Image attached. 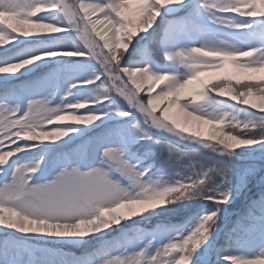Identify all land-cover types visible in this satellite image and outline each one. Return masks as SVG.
<instances>
[{
    "label": "snow or ice",
    "instance_id": "obj_1",
    "mask_svg": "<svg viewBox=\"0 0 264 264\" xmlns=\"http://www.w3.org/2000/svg\"><path fill=\"white\" fill-rule=\"evenodd\" d=\"M0 233V264H264V0H0Z\"/></svg>",
    "mask_w": 264,
    "mask_h": 264
},
{
    "label": "rangeland",
    "instance_id": "obj_2",
    "mask_svg": "<svg viewBox=\"0 0 264 264\" xmlns=\"http://www.w3.org/2000/svg\"><path fill=\"white\" fill-rule=\"evenodd\" d=\"M216 73H206V75H215ZM158 91V90H157ZM240 163V162H238ZM259 192V188L257 185H253L248 193H245V196L242 197L241 199L237 200L235 203H233L229 209H228V218L226 219L224 225H222V228L224 230H227V228L229 226H231L232 221L235 220L237 218V216L241 213L242 209L244 208L246 199L248 198L249 195H257ZM0 236H2V233H0ZM224 237L223 235H221L220 237V242L223 243ZM34 243H38V242H34ZM68 249L70 253H73L75 255H81L85 252L84 248L81 247H69V248H65Z\"/></svg>",
    "mask_w": 264,
    "mask_h": 264
},
{
    "label": "trees",
    "instance_id": "obj_3",
    "mask_svg": "<svg viewBox=\"0 0 264 264\" xmlns=\"http://www.w3.org/2000/svg\"><path fill=\"white\" fill-rule=\"evenodd\" d=\"M64 250L67 251V252L69 251L68 249H64Z\"/></svg>",
    "mask_w": 264,
    "mask_h": 264
}]
</instances>
